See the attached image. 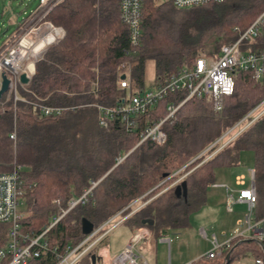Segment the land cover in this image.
Masks as SVG:
<instances>
[{
    "label": "trees",
    "instance_id": "obj_1",
    "mask_svg": "<svg viewBox=\"0 0 264 264\" xmlns=\"http://www.w3.org/2000/svg\"><path fill=\"white\" fill-rule=\"evenodd\" d=\"M263 10L264 0H224L190 9H177L170 0H142L141 43L131 47L127 27L119 18V0H62L54 6L46 18L62 27L64 35L35 63L34 74L19 93L27 100L41 98L66 109L42 116L31 105L14 103L5 95L0 101V171L20 165L26 184H34L24 193L25 229L40 232L71 199L90 189L84 203L49 229L50 246L60 251L80 240L82 218L97 227L135 208L124 221L130 232L145 226L159 238L166 229L188 226L191 213L205 204L215 169L238 166L243 150L253 153L255 216L263 217L264 113L224 146L221 137L264 101V75L255 80L251 71L235 69L231 94L220 100L191 97L184 101L162 122L165 140L161 144L139 140L147 127L165 118L169 105L184 100L186 91L170 93L138 114L130 131L117 116L101 125L97 108L117 107L129 94L142 90L148 59L154 61L156 82L179 68L191 67L198 57L216 56ZM207 27L213 45L210 53L202 35ZM262 31L258 41L264 42V26ZM124 61L130 63V90L118 82ZM12 131L15 139L9 138ZM183 181L186 196H177L175 186ZM3 232L0 224V245ZM245 257L264 260V241L233 238L219 254L202 256L193 264H231ZM97 258L100 264H111L100 246L83 264H96ZM39 263L52 262L42 257Z\"/></svg>",
    "mask_w": 264,
    "mask_h": 264
},
{
    "label": "built area",
    "instance_id": "obj_2",
    "mask_svg": "<svg viewBox=\"0 0 264 264\" xmlns=\"http://www.w3.org/2000/svg\"><path fill=\"white\" fill-rule=\"evenodd\" d=\"M62 0H38V5L24 18L16 31L7 35L0 42V87L2 74L8 79V89L5 92L7 99L13 102H24L42 116H51L61 113L65 107L49 105L45 99L37 98L35 101L25 99L19 93V89L26 84L20 81V75L24 73L30 80L35 71V63L43 58L48 47L55 44L64 35L60 26L54 25L46 18L47 13ZM177 9H190L208 3H220L224 0H170ZM141 6L142 0H119V18L127 27L128 39L131 47H137L141 43ZM264 10L255 20L231 43L221 46L219 53L211 57H198L191 67H182L154 83L152 89L140 90L128 95L127 100L117 107L97 106L101 125L107 124V118L119 117L127 130H131L134 117L145 113L158 100L176 91H186L184 100L177 106L173 104L167 107L168 114L158 123L147 127L141 134L139 143L151 139L157 143H163L165 133L161 129L162 122L172 116L175 110L191 97H211L220 100L222 96L232 93L234 87L233 70L251 71L255 80H260L264 75V42L258 41L263 35ZM122 75L119 84L130 90L129 62L120 64ZM28 80V82H29ZM3 95V96H4ZM264 113V101L236 125L228 130L221 138H225L224 146L238 133L249 126L255 119ZM234 134L231 137V133ZM10 139H15V131L9 134ZM22 166L14 164L10 171H0V224L4 225L3 244L0 245V264H41L42 257L51 264H83L88 255L99 247L102 239L109 233L114 225L124 222L131 214L122 216L119 213L109 218L92 231L76 241L67 243L62 250L52 247L46 240L49 229L58 222L71 208L78 203H84L90 189L68 202V206L61 214L52 218L50 224L40 232L28 231L22 222L26 214L24 193L26 188L34 184H26L22 175ZM178 179L173 184L177 183ZM249 184L245 185L243 175L236 177V184L241 186L233 189L222 185L226 193V207L228 211L236 203L246 204L245 223L246 228L235 230L233 238H251L259 242L264 241V216L256 218L255 209L257 195L254 184V169L249 170ZM133 213V212H132ZM118 216L121 218L116 219ZM148 229L139 227L126 242L124 247L111 258V264H149L138 244L146 238ZM169 241V240H168ZM211 251L205 254L206 258H212L219 254L223 245L218 244L215 237L212 240ZM187 264H193L189 262ZM253 264H264L262 258H255Z\"/></svg>",
    "mask_w": 264,
    "mask_h": 264
},
{
    "label": "rangeland",
    "instance_id": "obj_3",
    "mask_svg": "<svg viewBox=\"0 0 264 264\" xmlns=\"http://www.w3.org/2000/svg\"><path fill=\"white\" fill-rule=\"evenodd\" d=\"M163 2L165 0H157ZM38 5V0H0V42L9 34L16 31L17 27L23 22L31 11ZM198 10V9H197ZM199 12V10H198ZM198 32V29H196ZM193 35H197L196 33ZM205 50L210 53L213 50L211 43V33L208 27L202 30ZM154 61L148 59L145 63V81L144 90L152 89L155 83ZM253 166V153L250 150H243L240 154V163L236 167H221L215 169L214 184L208 189V196L205 205L197 212L191 213L189 216V224L183 228L166 231L162 238L156 239L149 237V241L156 242L158 253L157 256L161 264H166L168 258L167 242L162 243L161 239L170 238L174 246L176 242L181 241V252L188 255L189 248H196L199 244L208 243L211 248L213 236L216 237L218 243L222 240L229 239L234 236L235 230L246 228L245 214L246 206L243 204H234L232 210L228 211L226 207V193L222 185L233 186L234 176L239 172H244L249 178V169ZM211 193V194H210ZM133 209L130 213L134 212ZM129 213V214H130ZM121 218L118 216L116 219ZM126 220V219H125ZM124 220V221H125ZM239 220L241 223H238ZM200 227H203L205 235L200 233ZM224 232V234H223ZM130 229L124 222L118 223L112 227L109 233L102 239L99 246L107 253L105 260L112 258L123 248L126 240L130 237ZM223 234V235H222ZM169 242V244H170ZM144 242H140L141 247ZM170 251V250H169ZM250 260V258H248ZM233 264H236L234 262Z\"/></svg>",
    "mask_w": 264,
    "mask_h": 264
},
{
    "label": "crops",
    "instance_id": "obj_4",
    "mask_svg": "<svg viewBox=\"0 0 264 264\" xmlns=\"http://www.w3.org/2000/svg\"><path fill=\"white\" fill-rule=\"evenodd\" d=\"M250 169H253V166L252 167H250ZM249 169V170H250ZM240 175H243L244 177H245V185H244V187H246V186H248V184H249V178H248V176L244 173V172H239V173H237L235 176H234V180H233V186L231 187V186H229V185H227V186H229V187H231V188H233V189H237V188H239V187H241V186H238L237 184H236V177L237 176H240ZM213 185L215 186L216 184H214L213 183ZM221 186H222V184H221ZM211 189V185H209L208 186V188H207V192H208V189ZM207 192H206V201H207V196H208V194H207ZM211 194V193H210ZM206 201H205V203H206ZM236 204H243V205H245L246 206V204L245 203H243V202H240V203H236ZM205 205V204H204ZM203 205V206H204ZM202 208V207H201ZM200 208V209H201ZM199 209V210H200ZM199 210H197V211H199ZM197 211H195V212H197ZM238 223H241V221L239 220V222ZM148 229V228H147ZM181 229V228H180ZM137 230V229H136ZM135 230V231H136ZM168 230H174V229H166V230H164L163 232H162V234H161V236L159 237V238H156L154 235H151L150 234V232H149V229H148V235H147V237L146 238H144L141 242H144L143 243V245H141V247H139L140 248V250L143 252V254L145 255V257H146V259H147V261H148V263L149 264H161V262L159 261V258H158V256H157V253H158V247H157V243L156 242H151V241H149L148 243H147V241H148V239H149V237H151V236H153L154 238H156V239H160V238H162V236H163V234L166 232V231H168ZM134 231V232H135ZM133 232V233H134ZM133 233H131L130 234V237H131V235L133 234ZM200 233L202 234V235H205V233H204V231H203V227H200ZM223 234H224V232H223ZM222 234V235H223ZM129 237V238H130ZM213 237H215V236H213ZM216 238V237H215ZM231 238H229V239H224V240H222V243H220V245H225L226 243H228L229 242V240H230ZM129 239H127L126 240V242L128 241ZM169 240V241H168ZM217 240V239H216ZM161 241V245L160 246H162V243H164V242H167V250H168V258H167V261H166V264H187V263H189V262H193L194 260H196V259H198V258H200V257H205V254H207L209 251H211V246H210V244H208L207 242L206 243H204V244H199L198 246H196V248L193 250V252L192 251H190L191 250V247L189 248V253H188V255H183L182 254V252H181V244H179L181 241H179V242H176V244H174V246H173V244H172V242H170L171 241V239L170 238H167V239H161L160 240ZM126 242H125V244H126ZM169 242H170V244H169ZM218 242V241H217ZM124 244V245H125ZM140 244V243H139ZM219 244V243H218ZM124 245H123V247H124ZM158 248V249H157ZM121 250V249H120ZM170 250V251H169ZM106 251L105 250H103V255H104V257H105V255H106ZM248 258H250V260H248ZM100 262H101V259L100 258H97V261H96V264H100ZM234 262H236V264H253V259L251 258V257H245V258H241V259H238V260H236V261H234ZM234 262H232L231 264H233Z\"/></svg>",
    "mask_w": 264,
    "mask_h": 264
},
{
    "label": "water",
    "instance_id": "obj_5",
    "mask_svg": "<svg viewBox=\"0 0 264 264\" xmlns=\"http://www.w3.org/2000/svg\"><path fill=\"white\" fill-rule=\"evenodd\" d=\"M1 77H2V83H1V87H0V101H1V98L3 97V95L5 94V92L8 89V79H7L6 75L2 74ZM121 77L123 78L124 75H121ZM28 80H29L28 77L24 73H22L20 75V81L22 83L26 84V83H28ZM175 192H176L177 196H180L182 194L185 197L186 196V192H187L186 182L183 181V182L177 184L175 186ZM143 223L144 224H147V223L152 224V220H143ZM93 227H94V225H93L92 222H90L86 218H82V220H81V231H82L83 235H86V234L90 233L92 231ZM91 258L94 261L95 260V255L94 254L91 255ZM226 264H228V261H227Z\"/></svg>",
    "mask_w": 264,
    "mask_h": 264
}]
</instances>
